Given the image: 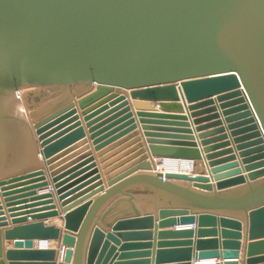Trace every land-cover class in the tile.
<instances>
[{
    "label": "water",
    "instance_id": "obj_1",
    "mask_svg": "<svg viewBox=\"0 0 264 264\" xmlns=\"http://www.w3.org/2000/svg\"><path fill=\"white\" fill-rule=\"evenodd\" d=\"M0 192V264H264V0H0Z\"/></svg>",
    "mask_w": 264,
    "mask_h": 264
},
{
    "label": "crops",
    "instance_id": "obj_2",
    "mask_svg": "<svg viewBox=\"0 0 264 264\" xmlns=\"http://www.w3.org/2000/svg\"><path fill=\"white\" fill-rule=\"evenodd\" d=\"M127 100H128V102H129V107H130V111H131V113L133 114V118L135 119V122H136V125H137V130H136V133H138V136H136V137H138V138H140L141 140H140V142L139 143H141L142 145H143V149L146 151V154L148 155V158H147V160L146 161H151L152 163H155V160H158V159H153L152 160V158H151V156H150V153H149V151H148V149H147V144L145 143V138L143 137V132H142V130H141V124L139 123V121H140V119H139V117H137V113H138V111L134 108V106H133V100H131L128 96H127ZM23 102H24V100H23ZM24 107L28 110L29 108H28V106H26V104H25V102H24ZM153 106H154V109H155V113H158V114H162V112L160 111V109H159V107H158V105L157 104H153ZM155 120H150L149 122L152 124V123H155L154 122ZM153 125V124H152ZM195 127V126H194ZM85 131H86V129H85ZM194 135H196V134H194ZM87 137H88V134H87ZM135 139V138H134ZM123 141V139L122 140H119V141H117L116 143H114V144H112L111 146H109V148H107V150L108 149H110V148H112V147H115V148H113L110 152H107L106 153V156L108 155V154H111V152L112 153H114V151H117V150H119V149H121V148H123L124 146H126V145H128V143L129 142H127V143H124V144H119L120 142H122ZM116 145H118V146H116ZM210 146H214V144H210ZM130 147H132V146H130ZM129 147V148H130ZM91 149H93V146H91ZM126 149H128V148H126ZM131 149V148H130ZM125 151H128V150H124L123 152H120L118 155H120V154H122V153H124ZM215 152V150H212V152H210V153H214ZM94 155H95V153H94ZM118 155H116V156H114L113 158H110V160H108L109 162H111V161H113V160H115L116 159V157L118 156ZM38 159V158H37ZM123 159H125V158H123ZM95 160H96V162H97V166H98V168H99V171H100V173H101V175H102V178H103V180L105 179V175L103 174V170L101 169V164L99 163V157H97V154H96V157H95ZM161 160V159H160ZM38 161H40L39 159H38ZM123 161V160H122ZM119 162H120V160H119ZM118 162H114L113 164H112V166L113 165H116ZM205 167V165L204 164H201V169L202 168H204ZM41 168V167H40ZM200 169V171H202ZM199 173H201V172H199ZM48 181V180H47ZM44 190V189H43ZM43 190L42 189H37L36 190V193H37V195H40V193H42L43 192ZM49 190V189H48ZM45 191H47V190H45ZM98 195H100V194H98ZM97 195V196H98ZM36 197V196H35ZM95 197V196H94ZM4 199L5 198H3L2 197V193L0 192V207H1V211H0V213H3L4 214V216H1V217H4L5 219L4 220H2V221H0V230L1 231H3L4 229H6V228H9V227H11L12 226V224H11V221H12V219H17V218H10L9 217V214H8V207H7V205H11V204H16V203H20V202H28V201H30L31 199H34V197H32V198H23V199H21V200H15L14 202H10L9 204H7V203H5V201H4ZM58 206V205H57ZM59 211V210H58ZM41 213H45V212H41ZM33 215H36V214H33ZM0 217V218H1ZM22 216H19L18 218H21ZM63 215L62 214H60L59 216H57V217H53V218H50V219H48L47 220V222H45L46 221V219H43L42 221H44V223L46 224H49V225H54V226H56L55 224H53L52 223V221L53 220H56V219H60V220H62V226H56V227H59V228H62L63 227ZM243 222V221H242ZM244 223V222H243ZM3 225H6V226H3ZM3 226V227H2ZM180 226H177V228H179ZM176 227H174V228H170V230H174ZM159 231H161V230H159ZM2 248H3V251H5V250H7V249H10V248H12V242L11 241H6V240H4L3 238H2ZM148 242H150V243H152L153 241H152V239L150 240V241H148ZM240 242H241V250H240V257H239V262H241L242 261V259H243V256H244V254H245V244H246V240H245V229L243 228V230H242V239L240 240ZM36 242H34V244H35ZM146 243V242H145ZM58 245L59 244H57L56 243V247H58ZM196 262H198V261H196Z\"/></svg>",
    "mask_w": 264,
    "mask_h": 264
},
{
    "label": "bare ground",
    "instance_id": "obj_3",
    "mask_svg": "<svg viewBox=\"0 0 264 264\" xmlns=\"http://www.w3.org/2000/svg\"><path fill=\"white\" fill-rule=\"evenodd\" d=\"M25 91L26 90H24L23 92H25ZM23 92H19V93H17V95L21 96L23 94ZM20 104H21L22 109H23L24 105H23V100L22 99L20 101ZM91 151L93 153V156L96 157V153L94 152V150L91 149ZM200 151H202V150H200ZM94 153H95V155H94ZM203 155L205 156V154H203ZM203 155H202V159L201 160H197V161L196 160H190V159L160 158L161 160L160 159L155 160V163L151 162L152 165H153L152 172L153 173H163V174H166V173L184 174V175L193 176V175L199 174V172H201L200 171L201 164H204L206 166V161H205ZM154 159H156V158H154ZM201 170H203V168ZM47 180H48V178H47ZM45 190H47V191H45ZM47 192L52 194V195H54V191L51 189L50 185L47 188H45L42 193H47ZM53 202L56 205V209L58 211L59 210L58 206H57L58 202H57V199H56L55 196H53ZM50 218H53V217L46 218L45 222H47V220L50 219ZM52 223L55 224L56 226H62V220H60V219L53 220ZM47 225H49V224H47ZM180 228H190V227H185V226L181 227L180 226ZM192 228L193 227H191V229ZM38 245H41L42 248H49V249L57 248L55 242H42L40 244L38 242H36L35 246L37 247ZM58 251H59V256H58L57 263H60L62 261V257H63V249H62V247H60L58 249ZM196 261H198V262H196ZM218 261H219L218 259L217 260H205V259H202V260H195L194 262L196 264H213V263H217ZM220 263H222V262H220ZM240 263L241 262H239V264Z\"/></svg>",
    "mask_w": 264,
    "mask_h": 264
},
{
    "label": "rangeland",
    "instance_id": "obj_4",
    "mask_svg": "<svg viewBox=\"0 0 264 264\" xmlns=\"http://www.w3.org/2000/svg\"><path fill=\"white\" fill-rule=\"evenodd\" d=\"M48 90H42L40 92H28L24 93L21 96H17L20 100H24L26 106H28L27 112H32L43 105H53L58 101H63L67 96L65 94L56 95L54 97H49ZM21 97V98H20ZM23 102V104H24ZM42 109V108H40Z\"/></svg>",
    "mask_w": 264,
    "mask_h": 264
}]
</instances>
